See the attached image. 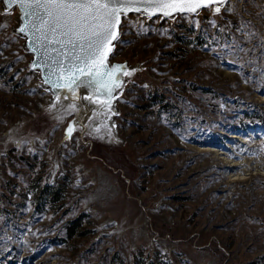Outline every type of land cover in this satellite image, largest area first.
Here are the masks:
<instances>
[{"label":"rangeland","instance_id":"374dc122","mask_svg":"<svg viewBox=\"0 0 264 264\" xmlns=\"http://www.w3.org/2000/svg\"><path fill=\"white\" fill-rule=\"evenodd\" d=\"M243 4L248 31L264 35V0ZM3 8L0 0V264H264L259 49L226 59L206 50L214 38H239L240 17L216 16L230 32L209 35L206 10L196 26L178 14H128L111 59L136 71L116 97L119 114L104 121L115 123L111 137L77 127L66 138L76 113L48 116L51 94L14 32L19 10ZM17 50L23 59L9 67ZM34 136L46 142H13Z\"/></svg>","mask_w":264,"mask_h":264},{"label":"snow or ice","instance_id":"6c2138e0","mask_svg":"<svg viewBox=\"0 0 264 264\" xmlns=\"http://www.w3.org/2000/svg\"><path fill=\"white\" fill-rule=\"evenodd\" d=\"M237 2L238 0H5V4L18 5L21 10L22 22L14 32L24 35L26 50L33 54L27 69L40 74V87L45 93L51 94L44 106L48 116L61 123L71 113H76L80 120H84L85 117L80 115L81 108L85 114L91 111L87 120L92 123L87 125V129L75 119L68 120L66 138L77 127L89 136L111 137L110 129L115 127V123L112 121L105 124L104 121L119 114L114 109L113 100L124 91L127 83L125 77L136 71L135 68H129L126 61L112 62L109 59L110 55H115L116 45L125 42L121 39L124 31L122 19L127 20L129 12L149 18L175 19V15H183L190 17L191 23L196 26L199 24L197 17L206 10L212 13V16L206 18V31L209 35L212 29L221 33L230 32L228 25L231 21H228V25L218 24L216 16L227 20L224 13L236 15L240 17V27L236 29L237 33H241L240 37L232 34L231 42L224 45H219L218 39L214 38L213 45L206 46V50L213 48L218 57L226 59V55L248 51L257 53L259 49L257 56L252 57V71L264 73V64H256L258 58L264 60V35L255 28L248 31L251 21L240 16ZM242 10H248L247 0H244ZM3 12L8 13V8H3ZM11 38L16 39V36ZM253 38H257V43L251 49L245 47ZM8 39L6 36L5 41ZM0 54H3V46H0ZM21 59L23 56L17 50L9 67L11 63H18ZM241 67H246V64L241 62ZM22 70L18 69L13 76H18ZM30 78L26 75L23 80ZM77 104L81 108H77ZM11 131L9 130L10 133ZM33 141H40V137L13 142L19 148ZM28 151L35 152L36 149L28 148Z\"/></svg>","mask_w":264,"mask_h":264},{"label":"water","instance_id":"95a60500","mask_svg":"<svg viewBox=\"0 0 264 264\" xmlns=\"http://www.w3.org/2000/svg\"><path fill=\"white\" fill-rule=\"evenodd\" d=\"M2 1V3H3V6H4V8L5 7H7L8 8V10L9 9H12V8H14V7H17L18 8V10H19V23H21L22 22V20H21V18H20V12H21V10H20V8H19V6L18 5H7V4H5V0H1ZM130 13H132V12H129L128 14H130ZM19 25V24H18ZM18 27V26H17ZM16 27V28H17ZM23 35V34H22ZM24 36V35H23ZM27 44V41L25 40V45ZM33 55V54H32ZM33 58V57H32ZM109 59L112 61V62H125V61H114V60H112L111 59V55L109 56ZM127 62V65H128V67L129 68H131L130 67V65H129V63H128V61H126ZM126 78V77H125ZM78 91H82V90H78ZM115 100H116V98L113 100V105H115Z\"/></svg>","mask_w":264,"mask_h":264},{"label":"bare ground","instance_id":"6f19581e","mask_svg":"<svg viewBox=\"0 0 264 264\" xmlns=\"http://www.w3.org/2000/svg\"><path fill=\"white\" fill-rule=\"evenodd\" d=\"M85 107H87V106H85ZM77 108H81V106H80L79 104H77ZM80 115H81V116H84L85 119H84V120H80V117L76 115L75 120H76L77 122H79L80 124L84 125V127H86L85 125H86V122L88 121V120H87V116H90V115H91V111L89 110V111L87 112V114H85L84 111H83V109L81 108V113H80Z\"/></svg>","mask_w":264,"mask_h":264},{"label":"trees","instance_id":"16d2710c","mask_svg":"<svg viewBox=\"0 0 264 264\" xmlns=\"http://www.w3.org/2000/svg\"><path fill=\"white\" fill-rule=\"evenodd\" d=\"M49 194L53 196V194H55V192L52 193V190H51ZM70 235H72V229L70 231Z\"/></svg>","mask_w":264,"mask_h":264}]
</instances>
